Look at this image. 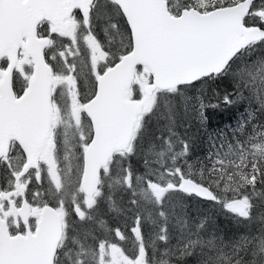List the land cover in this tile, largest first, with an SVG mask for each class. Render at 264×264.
Listing matches in <instances>:
<instances>
[{"label":"snow or ice","instance_id":"obj_1","mask_svg":"<svg viewBox=\"0 0 264 264\" xmlns=\"http://www.w3.org/2000/svg\"><path fill=\"white\" fill-rule=\"evenodd\" d=\"M209 89L243 111L194 159ZM189 259L264 264V0H0V264Z\"/></svg>","mask_w":264,"mask_h":264},{"label":"trees","instance_id":"obj_2","mask_svg":"<svg viewBox=\"0 0 264 264\" xmlns=\"http://www.w3.org/2000/svg\"><path fill=\"white\" fill-rule=\"evenodd\" d=\"M215 88L222 97L224 92H231L229 80H222L217 84L211 86ZM206 100V101H205ZM204 103L207 105H218L217 107H206L204 109V119L201 120L196 116H189L183 121L182 127L179 131H184L187 136L194 142L193 158L203 157L208 149L209 143V131H214V129H220L223 126H228L227 124L232 122L236 118L237 111H243L240 105H225L222 99H218L213 95L211 89H209L204 98ZM246 106V105H245ZM182 133V132H181ZM135 164V160L133 161ZM186 203L192 205L193 210L199 209L201 213L208 215L211 218L210 223L217 229L218 233L224 235L225 237H230L234 232L237 231L238 226L234 220L224 214L217 207H214L209 202H198L197 200H186ZM102 219L109 220L112 226L117 223L123 225V220H117L111 214L101 217ZM193 259H189L187 264H194Z\"/></svg>","mask_w":264,"mask_h":264},{"label":"rangeland","instance_id":"obj_3","mask_svg":"<svg viewBox=\"0 0 264 264\" xmlns=\"http://www.w3.org/2000/svg\"><path fill=\"white\" fill-rule=\"evenodd\" d=\"M205 101H206V100H205ZM240 113H241V111H237V112H236V118L233 119L232 122L228 123V124H227L228 126L222 125L223 127L220 128V129H214V131H209V132H208L209 136H215V135L218 134V133L230 134L231 131H232V129H233V128L235 127V125H236V121L238 120V118H239V116H240ZM180 130H181V129H180ZM181 132L183 133L184 131H181ZM194 159H195V158H194ZM194 264H195V263H194Z\"/></svg>","mask_w":264,"mask_h":264}]
</instances>
